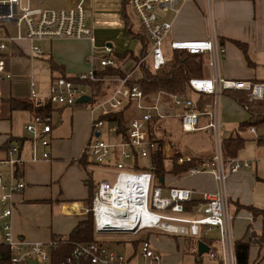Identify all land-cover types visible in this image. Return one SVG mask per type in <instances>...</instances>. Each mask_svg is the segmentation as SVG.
<instances>
[{
	"label": "built area",
	"instance_id": "1",
	"mask_svg": "<svg viewBox=\"0 0 264 264\" xmlns=\"http://www.w3.org/2000/svg\"><path fill=\"white\" fill-rule=\"evenodd\" d=\"M191 0H130L141 27V33L148 40V50L142 63L149 64L153 70H160L168 63L174 53L202 55L212 74L210 78H191L188 82L192 94L211 98L202 110L198 109V100L186 96L170 95V102L165 94L147 96L138 86H129L126 79H120L114 90L104 98L94 102L91 110L93 119L91 129L93 138L89 141L86 152L93 164L111 166L114 162L115 180H104L98 184L89 212L93 215L94 231L98 235H133L139 236L148 231H160L183 237L208 238V256L220 264H238L234 243L233 223L235 217L229 212V199L226 192L228 179L243 169L251 167L250 162L241 159L226 158L223 151L221 133V99L227 92L246 94L251 104L264 103V83L252 81H235L220 74L219 65L226 55V49L216 37L201 40L166 41L173 29V21L181 7ZM173 18V19H174ZM60 39L89 40L95 43L94 28L89 22L85 0H79L71 9H45L33 0H0V104L2 86L13 79L9 67L12 53H29V57L43 58L46 54L37 44L43 41ZM27 45V47H25ZM105 56L100 60V67H116L114 48L104 46ZM94 59V58H93ZM92 70L88 74L75 76L76 81L56 77L48 87V102L51 107H76L78 99L91 97V82L96 81ZM30 97L38 99L37 85L31 80ZM91 103V102H90ZM89 103V104H90ZM179 113H175V109ZM125 113L127 122L125 135L119 133L117 123L105 121V117ZM177 120L183 134H196L206 131L211 135L213 154L197 168L188 171L190 177L211 174L218 186L216 192L198 191L191 188L171 187L168 194L164 189L153 188L151 165L146 171L135 170V161L145 159L149 162L158 149L161 138L156 139V131L162 129V122ZM153 122L158 124L151 132ZM110 125V133L119 142L115 144L101 140L102 129ZM54 125L53 116H34L26 126L31 134L34 156L37 150L44 151L41 158L47 160L50 153L49 135ZM250 133L257 137L255 128ZM99 134V137H97ZM164 152V148H163ZM18 148L13 147L8 158L0 161V166L11 168L10 180L0 172V259L5 257L1 249L7 251L9 264H130L126 258L112 250L105 242L90 244L75 243L69 238L50 242H30L15 234L12 225L14 213V195L25 189L26 185L14 176V168L21 160ZM130 160V165L126 161ZM194 160L191 156H182L178 164ZM117 203L131 204L133 208L145 213L142 222L130 223L131 214L122 211L116 213ZM198 203V204H195ZM194 204V205H193ZM190 206V207H189ZM189 207V209H188ZM217 230L218 238H213ZM141 256L148 264H158L161 256L149 240H142ZM70 245L69 255L61 257L59 250Z\"/></svg>",
	"mask_w": 264,
	"mask_h": 264
},
{
	"label": "crops",
	"instance_id": "2",
	"mask_svg": "<svg viewBox=\"0 0 264 264\" xmlns=\"http://www.w3.org/2000/svg\"><path fill=\"white\" fill-rule=\"evenodd\" d=\"M78 2L79 0H36L35 3L45 9L67 10L74 8ZM85 8L89 22L94 28V44L89 40L70 39L37 43L39 46L43 43L48 44L46 49L49 52L47 66L51 77L48 78L47 89L43 87L47 93L52 77L59 76L58 73L52 74L50 71V59L62 66L65 74L69 77L88 74L96 69L94 61L96 49L103 50L104 46H111L114 48V52L123 50V45L122 47L119 43L117 46L115 45L116 40L109 35L110 31L122 28L126 38L123 37L124 43L130 39L126 33L122 0H85ZM167 18L173 21V29L166 44L171 40H201L216 37L220 45L226 49V55L219 65L220 74L224 78L264 83V0H191L181 7L176 18L173 14H169ZM179 24L185 25V29H178ZM133 32L135 31L133 30ZM233 41L247 45L248 56L254 66L248 64L244 53ZM54 43L57 44L56 52L53 50ZM60 49L64 50L59 51ZM29 59L27 54L15 52L9 58L13 79L2 86L0 161L8 158L9 151L13 147L20 149L18 158L21 159L22 171L16 180L24 182L26 187L16 193L13 198L15 207L12 216L13 230L16 235L27 241L47 243L57 238H69L77 226L85 220L91 208L88 204L90 192L88 180L91 177L95 185L99 184L93 179L94 172L96 170L110 171L113 169L114 162L111 166L91 164L87 169H84L80 164V160L87 153V145L93 138L91 129L93 112L88 105L52 107L54 125L52 133L49 135L51 144L46 149L50 153V158L47 160L41 158L44 150L39 147L37 150L38 159L33 160L34 149L30 142L32 136L25 128L33 121L34 115L27 111H12L3 101L12 97L30 99L39 107L49 105L48 98L33 100L30 97L32 75L29 71L31 66ZM123 69L125 71V66ZM210 72L212 74V71ZM130 75L133 76L131 72ZM23 83L29 90L26 96L14 95V84L20 86ZM114 88L115 86L109 88L107 95ZM227 95L230 93L228 92ZM248 119L247 112L246 118L243 117L239 120L241 123ZM237 128L233 131L228 129L225 139L229 138ZM253 137L254 135L247 137L251 140L247 142L237 157L250 162L251 167L232 175L226 184V192L229 199V212L235 217L233 223L234 243L251 241L249 264H264V241L261 244L257 243L259 238H264V215L254 216L250 210L244 208L253 207L264 210V146H258ZM18 140L26 141L19 147ZM206 154L209 156L204 157L198 154L199 156L196 158L209 159L213 152ZM0 172L8 180L11 179V168L0 166ZM186 176L190 177L188 174L167 176L165 179L166 188L182 187L202 192L218 190L211 174L192 177L193 184H189V181L180 182ZM94 191L96 192V187ZM252 235L256 237H252ZM212 237L218 238L217 230L213 231ZM136 240L151 242L161 256V261L158 264H220L219 261L211 259L207 253L199 255V242L208 246L210 242L208 238L200 239L166 234L160 231H148L137 237ZM135 242L139 241H133L131 246L133 250L126 260L130 264H148L141 256V242ZM109 247L115 250L112 246ZM123 247L125 246L123 245ZM204 256L207 260L203 258Z\"/></svg>",
	"mask_w": 264,
	"mask_h": 264
},
{
	"label": "trees",
	"instance_id": "3",
	"mask_svg": "<svg viewBox=\"0 0 264 264\" xmlns=\"http://www.w3.org/2000/svg\"><path fill=\"white\" fill-rule=\"evenodd\" d=\"M130 4V0H122V11H123V18L126 26V33L128 34L130 39H136L141 42L143 45V49L139 56L134 55L132 52H114V59L117 62L116 67H106L103 69H95L94 74L96 77L95 82H91V103H94L101 98L107 96V91L112 86H117L119 80L126 79L129 77L130 73L124 71L123 67L126 65L128 61H133L135 63L134 70L139 69L140 77L132 78L128 81V85L131 86H138L141 91L147 95H158V93L162 92L165 94L164 99L166 102H170L168 96L170 95H180L186 96L192 94L188 87V82L191 78H201L203 76V68L206 64L207 58L202 55H191L188 53H174L172 59L166 63L160 70H153L151 66L147 65L146 63H142V58H144L147 54V46L148 40L144 34L141 32L135 33L133 32V27L130 21V18L127 14V7ZM223 42V40H221ZM233 43L244 53L247 62L250 66H254L248 56V47L245 43L239 41H233ZM49 67L50 71L53 73H58L59 76L68 78L72 81H78L75 76L69 77L65 74L64 68L54 62L53 59L49 60ZM133 73V72H131ZM56 77H52L54 80ZM109 83V84H107ZM230 95L240 104L242 105L246 111L248 112L249 119L241 122L236 130H234L233 134L223 140V151L229 160L236 159L240 151H242L247 142L251 139L244 136V133L250 131L251 128H255L258 132L257 137H253V140L257 142L258 146H264V103L262 104H251L249 102L248 97L244 93L239 92H229ZM228 94V92L226 93ZM194 95V94H193ZM195 100H198V109L202 110L205 103H207L211 98L205 96H198L194 95ZM4 103L8 104L10 110L12 111H27L33 114L34 116H50L52 115V107L47 105L46 107H39L37 106L32 100L30 99H22V98H8L3 100ZM87 105V104H83ZM125 111L118 114V115H110L105 117V121L111 123H117L119 127V133L125 135V129L127 122L125 120ZM171 121V120H170ZM172 122V121H171ZM169 121L162 122V126L160 129H166ZM158 123L153 122L151 132L154 133V128ZM169 135L171 136V132L164 133V136ZM209 138L212 142L211 135L209 134ZM174 140V139H173ZM26 140H18L19 147L24 144ZM31 142V140H30ZM166 145V140L161 138L158 143V149L156 153L152 156L151 160L147 162V165H151V173L153 174V188H166L165 186V179L167 176H180L186 175L191 168L199 167L203 162L207 161V158L201 157L196 158L193 157L194 160L190 162H185L184 164H178V159L184 156L183 151L177 149L174 151V155L167 159L164 156L163 148ZM18 148V147H17ZM18 148V152H19ZM18 157V156H17ZM80 160V164L83 166L84 169L91 164V160L89 161V154L86 153ZM20 159V158H19ZM21 160V159H20ZM89 161V162H88ZM95 165V164H93ZM135 170L144 172L147 169L145 165L141 164L139 160L135 161ZM21 163H18L14 168V176L15 178H19L21 174ZM164 180L162 183L161 181ZM89 186V199L88 204L92 206L93 199L95 197V187L97 189L98 184L95 185L91 179L88 180ZM171 188V187H170ZM198 204V203H195ZM194 205V204H193ZM190 207V206H189ZM188 207V209H189ZM250 212L257 215H264V210H258L253 207H244ZM96 234L94 231V220L93 215L89 212L85 218L74 230V232L70 235L69 240L75 243H84L90 244L93 242L98 241L96 239ZM252 237H256L252 235ZM62 238H57L56 240H61ZM140 243V240H137ZM264 238L257 241V243H262ZM252 242H236L235 243V252L237 256L238 264H249V252L251 248ZM72 250V246L67 245L61 247L59 253L61 257H65L70 254ZM6 255L5 257L0 259V264H9V255L7 256V251L5 249H1Z\"/></svg>",
	"mask_w": 264,
	"mask_h": 264
},
{
	"label": "rangeland",
	"instance_id": "4",
	"mask_svg": "<svg viewBox=\"0 0 264 264\" xmlns=\"http://www.w3.org/2000/svg\"><path fill=\"white\" fill-rule=\"evenodd\" d=\"M24 4H26V0H23ZM35 3L36 0H33ZM127 14L130 18L133 30L135 32H140L141 27L139 24V21L135 15V12L133 11L132 7H128L127 9ZM171 16V15H170ZM177 26V25H176ZM175 26V27H176ZM178 29H185V25H178ZM109 35L112 36L115 40L116 43L115 45L119 43L122 47L123 45V50L120 53H125V52H132L134 55L139 56L141 53V50L143 49V45L139 40L136 39H128V42L124 43V40L126 39L124 37L122 28H116L113 31L109 32ZM125 39H124V38ZM188 39V38H186ZM189 39H194V38H189ZM130 40V41H129ZM133 43V44H132ZM43 52L46 54L45 57L43 58H36L32 57L29 60L31 61V66L29 67V71L32 75V81L35 82L37 85V92H38V100H46L48 98L49 94L43 90V87H46L48 84V78H50V72L49 68L47 66L48 64V56L49 52H47L48 44L43 43L40 45ZM149 48V46H147ZM53 50L55 52L58 50L57 49V44H53ZM64 49H60L59 51H62ZM68 50V49H67ZM136 52V53H135ZM29 55V53L27 52ZM95 56V63H96V69H102L100 67V60L105 56L104 51L100 50L99 48L95 50L94 53ZM149 65V64H148ZM150 66V65H149ZM135 67V63L133 61H128L125 65V71L127 72H133L132 75L136 78L140 77V71L139 69L136 68L134 70L133 68ZM211 69L209 66L205 65L203 68L204 72V77L210 78L211 77ZM81 75V74H80ZM131 76V79L134 78ZM25 82V81H24ZM109 84V83H107ZM41 88V90H40ZM47 89V87H46ZM27 85L25 83L20 84V86H16L14 84L13 86V93L14 95H21V96H26L28 93ZM188 97L195 99V96L193 94L188 95ZM102 99V98H101ZM88 106H94V103L87 104ZM91 109V107H90ZM179 109H175V113H179ZM247 111L245 108L240 105L232 96L230 95H224L221 99V123L223 125V130L221 133L222 139H225V133L228 131V129H233L237 128L240 124L241 118H246ZM172 121V122H171ZM169 121L170 123L167 125L166 129H162L160 132H158V129L156 131V139L158 138H164L166 140V145L164 149V156L165 158L169 159L174 155V151L177 149H180L183 151V154L186 156H191V157H198L200 155H203L204 157L209 156V154L206 153H212L213 152V144L209 138V133L206 131L199 132L196 134H183L180 131L179 128V122L177 120H171ZM242 122V121H241ZM102 136L101 140L106 141L111 144L118 143L119 140L110 133V125L108 124L105 128L102 130ZM168 131L171 132V136L167 135L164 136V133H168ZM244 136L246 137H251L252 134L250 131H247L244 133ZM174 139V140H173ZM139 162L145 167H147L148 163L147 160L145 159H140ZM131 162L130 160L126 161V164L130 165ZM93 179L96 183H100L104 180H109L113 182L115 180V171L114 169H111L110 171H98L96 170L94 172ZM168 181V179H167ZM189 181V184H193V178L192 177H183V179L180 181ZM178 183V182H177ZM168 194V189L164 188L163 195L166 196ZM145 233V232H144ZM144 233H141L139 236H142ZM136 236L133 235H98L96 236V239L101 242H106L108 246H112L116 251L121 253L125 258H128L130 255L132 249V243L133 241H137ZM123 245L125 247H123ZM112 249V248H111ZM113 250V249H112ZM204 259L207 260V258L204 256Z\"/></svg>",
	"mask_w": 264,
	"mask_h": 264
},
{
	"label": "bare ground",
	"instance_id": "5",
	"mask_svg": "<svg viewBox=\"0 0 264 264\" xmlns=\"http://www.w3.org/2000/svg\"><path fill=\"white\" fill-rule=\"evenodd\" d=\"M114 205L117 207L116 213H120L122 211L129 213L132 210L134 211V213L131 214V217H130V223L131 224H133V223L135 224L138 221H139V223H141L143 216H145V213L142 211V210H145V208L140 210L141 208H139V209L133 208L131 206V204L129 205V204H126L123 202L117 203L116 201H114Z\"/></svg>",
	"mask_w": 264,
	"mask_h": 264
},
{
	"label": "water",
	"instance_id": "6",
	"mask_svg": "<svg viewBox=\"0 0 264 264\" xmlns=\"http://www.w3.org/2000/svg\"><path fill=\"white\" fill-rule=\"evenodd\" d=\"M91 101L92 98L90 96H83L78 99L77 103L78 105H83V104H89ZM97 137H99V134H97ZM161 182L163 183L164 180H162ZM208 251H209V247L205 243L199 242V246H198L199 255L202 256L203 254L208 253Z\"/></svg>",
	"mask_w": 264,
	"mask_h": 264
}]
</instances>
